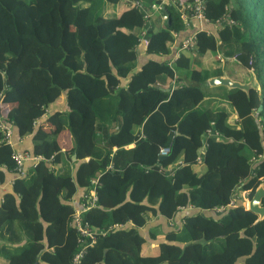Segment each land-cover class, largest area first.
Returning <instances> with one entry per match:
<instances>
[{"label": "trees", "instance_id": "trees-1", "mask_svg": "<svg viewBox=\"0 0 264 264\" xmlns=\"http://www.w3.org/2000/svg\"><path fill=\"white\" fill-rule=\"evenodd\" d=\"M144 3L0 0V123L31 136L39 158L2 196L0 264H73L88 244L72 226L79 190L97 233L79 264H264V218L241 205L264 188V0H206L217 38L194 34L198 57L223 53L253 75L247 94L208 86L187 52L138 68L144 32V54L166 58L186 29L170 2ZM164 79L171 95L197 91L200 101L170 95L143 112ZM14 152L0 130V185L15 174ZM186 207L195 211L180 226L143 231Z\"/></svg>", "mask_w": 264, "mask_h": 264}, {"label": "crops", "instance_id": "crops-1", "mask_svg": "<svg viewBox=\"0 0 264 264\" xmlns=\"http://www.w3.org/2000/svg\"><path fill=\"white\" fill-rule=\"evenodd\" d=\"M143 1L145 2L144 4L148 5V4H150V2L152 0H143ZM125 19H127L128 22L131 21L130 16L126 17ZM185 26H186L185 31L180 33L177 36V40H176V43L172 47L171 54L166 58L147 56L144 54L145 38H146V35L144 32V34L142 35V38L140 39V41L136 47V50L139 52L138 68L150 59L157 60V61H165V60L172 61V60H174L176 58L177 53H178V48H179L180 42L184 38H186L187 36L194 35L199 31H206L208 34H210L211 37L217 38V31L219 30L218 24L206 23V22L196 20V19H188L185 22ZM190 54L191 55H189V56H191L192 60H195L194 68L196 66H198L197 69L207 72L209 75V78L221 76L224 73V71L222 69L224 67L223 64H224L225 60L223 62H219L218 60H215L214 63L211 62V59L213 57L215 58V56L217 57L218 55H220V53H216V54L208 53L202 57H198L194 53H190ZM208 58L210 59V62L207 60ZM218 68L221 70V73H217L216 69H218ZM226 71H227L226 74L228 75V77H230L233 80H236V79H234V78H236V77H234L235 71L229 70V68ZM240 82H242V81H240ZM122 83L125 84V82H122ZM172 84L173 83L171 80L164 79L160 83L161 87H159V89L161 92H169L171 89L170 86ZM159 89H155V91H152V92L146 94L142 98V100L138 104V106L143 112H147L151 108L156 107L158 102L160 103L161 101H164L165 98L168 99V97L171 95V91L167 95H159L158 94ZM172 93L173 94L169 98L171 100L173 99V103L179 102L180 100H182L186 96H192L196 99V101H200V99H201L200 94L197 91H182V92H175V93L172 92ZM63 105H64V101L62 100V101H60L58 108L65 107ZM43 121H44V119H41L40 121H38V124L42 123ZM9 127H10L11 133H12L11 134V143H12L11 146H12L13 150L18 154H30V152L32 150V138H31V136H27L25 138H19L17 129L13 125H10ZM48 129L50 131H52L51 127H48ZM32 165H33V163L31 161H26L24 163L25 171H26V169H28ZM15 179H16V175L13 173L12 174L9 173L6 175L5 182L0 185V198H2V196L6 192L11 190V186H12L13 181ZM85 195H87L86 191L85 192H84V190L77 191V193L71 199V202H70L71 205L74 208H80V206L83 203V199L85 198ZM237 204H239V203H237ZM241 205H242V202H241ZM194 211H195V209H192L191 207L181 208L179 210V212L177 213V215L173 218L172 221H166L163 218L159 217V218L149 222L148 227L144 228L143 231L145 233H147L149 228H152V227L157 226V225H160L162 228H167V225H169V224L171 225L172 223L175 226H180L184 216L189 215ZM35 236H36V239L43 241V234L41 231H35Z\"/></svg>", "mask_w": 264, "mask_h": 264}, {"label": "built area", "instance_id": "built-area-1", "mask_svg": "<svg viewBox=\"0 0 264 264\" xmlns=\"http://www.w3.org/2000/svg\"><path fill=\"white\" fill-rule=\"evenodd\" d=\"M164 2H170L177 8L180 14V17L184 23L188 19H196V20H200L206 23L208 22L204 17V9H205L206 0H188L187 2L185 0H164ZM149 9L151 12H155V11L160 10L161 6L153 4L149 7ZM165 19H166V16L163 15L162 20H165ZM194 48H195L194 35L187 36L179 44L178 53L176 55V58L182 52L193 53L192 51ZM0 130L2 131L5 142H7L9 145H12L11 143L12 133H11L10 127L5 125V123H0ZM207 134L210 135L211 132L209 131ZM167 151H168L167 149H162L160 151V155L162 156L165 155ZM13 159L15 160V165H16L15 171H14L16 175V179H21V178H24L25 176L24 163L26 161H31L34 164L38 161L39 158L32 157L29 154H18L14 152ZM92 184L93 185L90 190V196H91L92 201H94L96 182L93 181ZM1 200L2 198H0V202ZM91 205H92V202L89 203V205H84V203H82L80 208H74V211H73L72 226L78 232L77 244L79 246L80 244L84 242V240L88 241V244L82 245L80 249L78 250V252L74 255L72 259L73 264H79V260L82 257L85 248L88 245H91L94 243L95 236L97 234L87 224L83 222V218H82L83 213H85V211L89 209ZM229 207H233V208L237 207V203L235 201H231V203L229 204ZM222 210H223L222 208H219L216 210V212H221Z\"/></svg>", "mask_w": 264, "mask_h": 264}, {"label": "water", "instance_id": "water-1", "mask_svg": "<svg viewBox=\"0 0 264 264\" xmlns=\"http://www.w3.org/2000/svg\"><path fill=\"white\" fill-rule=\"evenodd\" d=\"M207 84L209 86H224L227 89H238L246 94L250 89H257L258 85L255 81L253 75L247 82H240L237 80H233L226 73H223L221 76H216L207 79ZM204 152V150H203ZM72 160H75V156H73ZM240 186H238L239 188ZM264 198V188L259 186L253 193L251 199L248 200L246 210L251 211L252 213L258 216V220L264 218V206L261 205V200Z\"/></svg>", "mask_w": 264, "mask_h": 264}, {"label": "rangeland", "instance_id": "rangeland-1", "mask_svg": "<svg viewBox=\"0 0 264 264\" xmlns=\"http://www.w3.org/2000/svg\"><path fill=\"white\" fill-rule=\"evenodd\" d=\"M225 59H226L225 58V55L223 53H220V55H218L217 57L216 56H215V58L213 57L211 59V62L214 63L215 60H219V62H223ZM207 60L210 62V59L209 58ZM227 62H228V60H226L224 62V64H223L224 67H223L222 70L224 71V73H226L227 72L226 70L229 68V70L235 71L234 77H236V78H234V79H236L238 81H242V82L243 81L244 82H247V81L250 80L251 75H252L251 73H247L246 74L245 71H243L240 68H238L237 66H235V63L233 61H229L228 64H227ZM226 64H227V66H226ZM197 67L198 66H196L195 68L197 69ZM216 70L217 71H220V73H221V70H219V69H216ZM241 202H242L243 207L246 209L247 208V203L246 202H248V199L246 197V193H244L242 195V201Z\"/></svg>", "mask_w": 264, "mask_h": 264}, {"label": "bare ground", "instance_id": "bare-ground-1", "mask_svg": "<svg viewBox=\"0 0 264 264\" xmlns=\"http://www.w3.org/2000/svg\"><path fill=\"white\" fill-rule=\"evenodd\" d=\"M223 16V15H222ZM247 204H248V202H247Z\"/></svg>", "mask_w": 264, "mask_h": 264}]
</instances>
